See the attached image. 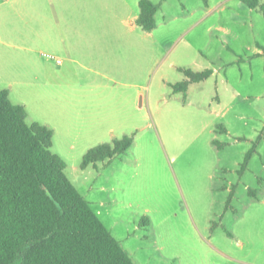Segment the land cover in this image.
<instances>
[{
  "label": "rangeland",
  "instance_id": "obj_1",
  "mask_svg": "<svg viewBox=\"0 0 264 264\" xmlns=\"http://www.w3.org/2000/svg\"><path fill=\"white\" fill-rule=\"evenodd\" d=\"M164 1L152 0L163 6L148 35L137 121L101 134L103 144L90 124L56 116L60 88L43 83H58L47 74L57 73L60 54L3 62L0 88L29 124L53 131L67 177L135 264H264V17L242 0ZM166 25L174 27L168 37ZM177 65L212 74L175 94L164 80L182 81ZM213 110L228 113L220 119ZM125 137L134 142L124 155L82 169L90 150Z\"/></svg>",
  "mask_w": 264,
  "mask_h": 264
},
{
  "label": "crops",
  "instance_id": "obj_2",
  "mask_svg": "<svg viewBox=\"0 0 264 264\" xmlns=\"http://www.w3.org/2000/svg\"><path fill=\"white\" fill-rule=\"evenodd\" d=\"M141 1L0 0V67L3 62L17 61L22 54L40 50L60 54L62 63L56 64L57 73L47 74L54 80L56 75L58 83H43L60 88L59 97L51 102L56 116L71 118V125L90 124L92 138L103 144L101 134H113L117 126H131L137 121L135 99L145 97L148 35L152 36L159 27L156 22V28L146 32L136 24ZM173 30L166 25L165 36ZM151 43L158 51V41L153 39ZM175 68L180 72L179 68L186 67ZM166 81L168 86L175 84ZM35 82L27 80L30 85ZM82 88L89 92L83 93ZM211 112L225 119L228 110ZM213 124L209 129L216 134L217 125ZM226 189L233 195L236 186Z\"/></svg>",
  "mask_w": 264,
  "mask_h": 264
},
{
  "label": "trees",
  "instance_id": "obj_3",
  "mask_svg": "<svg viewBox=\"0 0 264 264\" xmlns=\"http://www.w3.org/2000/svg\"><path fill=\"white\" fill-rule=\"evenodd\" d=\"M242 1L264 17V1ZM139 8L136 24L153 31L160 5L142 0ZM179 71L185 79L170 84L175 94L187 93L191 84L212 74ZM133 142L125 137L90 150L82 169L124 155ZM52 148L53 131L29 124L25 108L0 88V264H135L67 177L65 162Z\"/></svg>",
  "mask_w": 264,
  "mask_h": 264
},
{
  "label": "built area",
  "instance_id": "obj_4",
  "mask_svg": "<svg viewBox=\"0 0 264 264\" xmlns=\"http://www.w3.org/2000/svg\"><path fill=\"white\" fill-rule=\"evenodd\" d=\"M57 63H58V64H61L62 61H61L60 59H57Z\"/></svg>",
  "mask_w": 264,
  "mask_h": 264
}]
</instances>
